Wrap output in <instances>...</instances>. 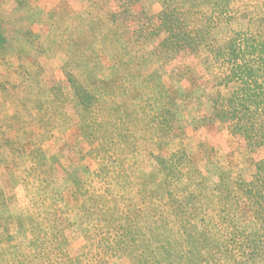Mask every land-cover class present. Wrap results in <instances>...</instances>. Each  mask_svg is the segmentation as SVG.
Instances as JSON below:
<instances>
[{"label": "rangeland", "instance_id": "rangeland-1", "mask_svg": "<svg viewBox=\"0 0 264 264\" xmlns=\"http://www.w3.org/2000/svg\"><path fill=\"white\" fill-rule=\"evenodd\" d=\"M120 4L0 0L5 40H0V239H13L0 240V251L14 264L16 245L32 253L39 238L31 226L19 233L17 216L45 211L58 199L51 195L39 202L42 156L51 176L61 178L56 189L71 221L68 251L84 258L91 257V250L81 223L83 199L107 192L137 193L142 200L144 175L152 178L149 189L159 196L164 174L154 155L185 149L196 179L211 187L220 177L231 185L236 173L249 171V155L210 118L218 92H228L217 84L216 69L204 55L162 58L155 53L159 38L150 37L146 16L161 10L159 0H142L124 23L116 24L110 14ZM68 75L98 93L108 123L120 118L133 128L137 150L117 151L122 164H111L94 140ZM162 116L167 126H159ZM70 175L78 179L77 186ZM243 223L252 226L253 219ZM107 264L127 263L110 259Z\"/></svg>", "mask_w": 264, "mask_h": 264}, {"label": "trees", "instance_id": "trees-1", "mask_svg": "<svg viewBox=\"0 0 264 264\" xmlns=\"http://www.w3.org/2000/svg\"><path fill=\"white\" fill-rule=\"evenodd\" d=\"M141 1L120 0L110 14L112 21L124 23L130 8ZM159 3L161 10L146 16L150 37L159 38L155 53L162 58L204 55L216 69L217 84L228 92H218L210 118L249 155V171L236 173L231 185L220 177L211 187L205 179H196L195 164L185 149L154 155L164 174L159 196L149 189L152 178L144 175L142 200L137 193L107 192L83 199L81 223L91 250V257L84 258L68 251L66 230L71 221L67 208L59 206L63 198L56 189L61 178L51 176L42 156L44 193L39 202L43 204L51 195L58 199L50 209L17 216L18 232L31 226L39 230V238L32 253L16 245L15 264H107L110 259L127 264H264V0ZM2 37L0 32L5 44ZM68 81L94 140L111 164H122L117 151L137 150L133 128L120 118L108 123L106 104L98 93L73 75H68ZM160 120L159 126L169 123L165 116ZM70 178L79 184L73 175ZM249 217L252 226L243 223ZM0 264L14 263L0 251Z\"/></svg>", "mask_w": 264, "mask_h": 264}]
</instances>
